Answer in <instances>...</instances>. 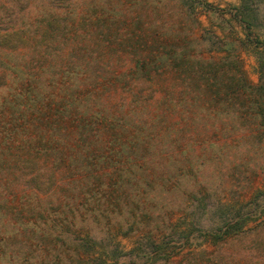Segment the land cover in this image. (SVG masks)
Segmentation results:
<instances>
[{
    "label": "trees",
    "instance_id": "trees-1",
    "mask_svg": "<svg viewBox=\"0 0 264 264\" xmlns=\"http://www.w3.org/2000/svg\"><path fill=\"white\" fill-rule=\"evenodd\" d=\"M196 1L209 7L206 0ZM248 1L241 0L242 10ZM254 2L264 18V0ZM235 11L248 29L242 11ZM101 23L100 29L96 0L84 3L81 12L76 0H0V264H98L99 253L89 251L99 247L116 261L152 264L165 252L154 230L120 256L108 228L124 234L144 230L152 206L182 182L188 185L180 191L182 210L199 228L197 236L179 241L199 244L203 236L264 212L251 202L242 215L211 222L213 203H197L207 198L199 190L201 169L222 153L218 149V157H209L207 139L243 127L214 121L226 111L212 103L234 102L246 85L242 78L227 75L224 64L186 53L178 40L168 45L141 39L140 44L131 29ZM255 43L259 84L252 91L264 96V43ZM146 44L152 46L144 55ZM120 48L131 57L129 73L115 72ZM169 73L181 86L172 92L179 102L164 113L185 121H162L144 102L125 104L127 94L130 100L147 98L141 81L149 86ZM254 106L261 116V106ZM190 116L196 117L186 119ZM197 140L205 143L198 148ZM64 178L56 197L55 186ZM90 204L92 209L84 208ZM205 223L209 230H203ZM174 233L167 237L176 239Z\"/></svg>",
    "mask_w": 264,
    "mask_h": 264
},
{
    "label": "rangeland",
    "instance_id": "rangeland-1",
    "mask_svg": "<svg viewBox=\"0 0 264 264\" xmlns=\"http://www.w3.org/2000/svg\"><path fill=\"white\" fill-rule=\"evenodd\" d=\"M87 1L76 0L78 12L84 9V3ZM96 1L99 2L100 29L103 27L102 21L113 25V28L117 26L129 28L140 44L141 39L147 43L155 40L166 41L168 45L178 40L177 43L180 44L178 48L186 49V53L200 55L209 62L224 64L228 67L227 75L232 74L242 78L246 84L245 90L243 88V92L239 93L232 103H212L226 111L225 114H218L212 118L216 122L229 125L241 124L245 129L242 130L240 127L230 133H212L207 139L205 146L209 145L206 149L209 157L212 155L218 157V149L222 150V153L220 158L209 160L210 162L201 169L199 179L203 186L199 190L203 189L207 198L204 202L197 203L199 207H203L205 203H213L214 210L209 216L211 222L216 221L220 216L227 219L230 216L242 215L243 208L251 202L264 206V96L252 91V88L259 84V55L255 42L264 43V18L261 17L259 5L254 2L256 0L246 2L243 10L240 8L241 0H206L209 4L206 9L200 7L196 0ZM235 8H239L244 20L250 23L248 29L239 22ZM138 43L135 44L134 49L140 53L141 47ZM151 46L146 44L144 55L150 52ZM106 55L109 56V53ZM115 55V59L118 60L115 61V72H131L133 63L128 53L120 48ZM228 81L229 79L226 82ZM141 84L142 94H147V98L142 100L138 97L136 100H130L127 94L125 104L130 101L133 107H137L144 102L146 109L155 112V115L160 114L162 121H185V118L170 111L164 113L167 105L179 102L178 93L172 92L178 90L181 85L173 78L172 73L155 78L150 87L142 81ZM148 90L153 93L152 99L148 96ZM163 95L168 96L164 101L161 97ZM197 102L200 101L195 99V103ZM255 102L261 106V116L256 115ZM192 117L196 116L186 119H193ZM258 124L262 125L259 127ZM197 141L198 148L205 143ZM186 152L187 155L193 154ZM185 156L179 159L182 160ZM170 169H172L171 165L167 164L166 172L171 171ZM65 180V178L59 180L55 186L56 197L65 188ZM180 184L178 189L170 191L159 203L152 206L150 212L153 215L144 222L146 225L144 230L124 234L126 231L108 228L111 245L117 249V255L118 252L120 256L128 253L139 242L141 234L154 230V237L162 240L161 247L165 248V252L161 255L156 254L152 264H264L262 209L257 218L247 222L237 220V223L230 228L228 226L226 231L209 234L206 236L207 239L201 237L199 244L191 245L188 241H183L184 239L179 241L178 238L185 236H197L196 228H199L191 222L190 213L182 210L180 191H184L188 185L185 182L182 186ZM256 195L259 199L255 198ZM200 198L198 196V200ZM218 200L220 203L216 205L215 202ZM84 208L92 209V204ZM207 224L203 225V230L210 229ZM169 231L175 232L176 239L173 240L176 245L172 243L170 237H167ZM201 232V235H204V231ZM79 237L87 239L84 235ZM101 248L89 251L91 255L99 253V259L96 261L98 264H128L105 256ZM161 257H168V261H159Z\"/></svg>",
    "mask_w": 264,
    "mask_h": 264
}]
</instances>
